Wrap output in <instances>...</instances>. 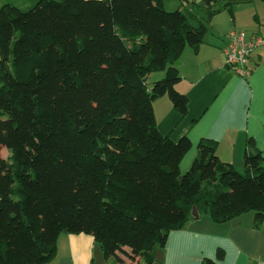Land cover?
<instances>
[{
  "label": "trees",
  "instance_id": "trees-1",
  "mask_svg": "<svg viewBox=\"0 0 264 264\" xmlns=\"http://www.w3.org/2000/svg\"><path fill=\"white\" fill-rule=\"evenodd\" d=\"M165 1L0 9V264H48L63 234L92 236L114 264L121 255L154 264L194 207L217 224L254 212L261 228L264 158L254 141L243 175L208 139L182 174L192 143L162 135L153 108L168 97L187 113L175 63L186 48L199 51L216 14L255 0H201L206 17L195 0L174 12Z\"/></svg>",
  "mask_w": 264,
  "mask_h": 264
},
{
  "label": "crops",
  "instance_id": "crops-1",
  "mask_svg": "<svg viewBox=\"0 0 264 264\" xmlns=\"http://www.w3.org/2000/svg\"><path fill=\"white\" fill-rule=\"evenodd\" d=\"M39 2L0 0V9L11 5L28 12ZM233 9V15L225 10L216 14L199 51L186 48L175 63L181 76L176 90L188 98L187 113H179L166 97L153 105L162 135L173 142L187 137L192 143L180 165L181 172L189 170L198 156V144L204 139L216 141L217 156L238 171L244 168L250 140L264 158V44L250 58L248 78L231 72L224 57L234 30H245L249 40L254 36L264 40V8L253 1ZM3 154L2 150L3 158L9 157L8 152ZM202 216L192 219L183 230L171 232L165 247L155 251L154 264H203L206 259L216 264H255L264 259V222L256 229L253 212L223 224ZM95 250L92 236L63 234L58 240L57 255L48 264H93ZM219 250L224 252L222 260L217 259Z\"/></svg>",
  "mask_w": 264,
  "mask_h": 264
},
{
  "label": "built area",
  "instance_id": "built-area-1",
  "mask_svg": "<svg viewBox=\"0 0 264 264\" xmlns=\"http://www.w3.org/2000/svg\"><path fill=\"white\" fill-rule=\"evenodd\" d=\"M264 44V40L259 36L252 39L247 38L245 30H234L229 35V43L224 50L226 67L242 78L251 75L249 61L255 50ZM255 264H264V259Z\"/></svg>",
  "mask_w": 264,
  "mask_h": 264
},
{
  "label": "rangeland",
  "instance_id": "rangeland-1",
  "mask_svg": "<svg viewBox=\"0 0 264 264\" xmlns=\"http://www.w3.org/2000/svg\"><path fill=\"white\" fill-rule=\"evenodd\" d=\"M190 1H192V0H190ZM195 1H197V3L202 6L201 0H195ZM184 3L185 2H183L182 0H166L165 1V10L167 12H174V11H176L179 8L184 9V5H183ZM254 3L257 6L259 5V7H263L264 8V4L261 1L255 0ZM200 10L201 11H200L199 16L200 17H206L205 8L202 6ZM225 13H226L225 15H227L228 12H225ZM164 77H165V72L164 71L158 72V73H154L151 76L150 81L151 82H157V81L162 80ZM0 87H1V84H0ZM166 98L169 99L168 97H166ZM2 150H3V153L4 154H6L8 152L5 148H3ZM186 172L187 171H184V172H181V173L182 174H185ZM239 172H240L241 175H243V170H241ZM202 217L209 219V216L208 215H204L203 214ZM121 259L123 260L122 261L123 264H136L138 261H140L136 257L134 258V260H132V259H129L128 257H126L125 255H121ZM114 262H115V259L114 258L106 259L103 256V253L100 250V247L98 245H96V250H95V256H94V262H93V264H114Z\"/></svg>",
  "mask_w": 264,
  "mask_h": 264
},
{
  "label": "water",
  "instance_id": "water-1",
  "mask_svg": "<svg viewBox=\"0 0 264 264\" xmlns=\"http://www.w3.org/2000/svg\"><path fill=\"white\" fill-rule=\"evenodd\" d=\"M192 217L193 218H199V213H198V210L196 207L193 208Z\"/></svg>",
  "mask_w": 264,
  "mask_h": 264
}]
</instances>
